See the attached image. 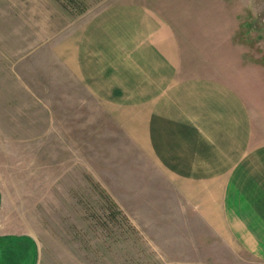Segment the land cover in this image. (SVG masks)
Here are the masks:
<instances>
[{
  "label": "rangeland",
  "instance_id": "1",
  "mask_svg": "<svg viewBox=\"0 0 264 264\" xmlns=\"http://www.w3.org/2000/svg\"><path fill=\"white\" fill-rule=\"evenodd\" d=\"M117 1L0 0V264H264L204 214L164 210L165 173L117 119L63 103L53 42ZM217 3L264 64V0Z\"/></svg>",
  "mask_w": 264,
  "mask_h": 264
},
{
  "label": "crops",
  "instance_id": "2",
  "mask_svg": "<svg viewBox=\"0 0 264 264\" xmlns=\"http://www.w3.org/2000/svg\"><path fill=\"white\" fill-rule=\"evenodd\" d=\"M235 29L217 0H118L57 37L52 67L69 111L112 115L165 173L164 210L264 260V64Z\"/></svg>",
  "mask_w": 264,
  "mask_h": 264
}]
</instances>
